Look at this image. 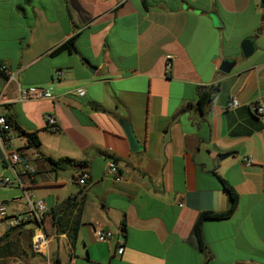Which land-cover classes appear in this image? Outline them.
I'll use <instances>...</instances> for the list:
<instances>
[{
    "label": "crops",
    "instance_id": "obj_1",
    "mask_svg": "<svg viewBox=\"0 0 264 264\" xmlns=\"http://www.w3.org/2000/svg\"><path fill=\"white\" fill-rule=\"evenodd\" d=\"M261 9L256 0H0V64L20 86L52 93L18 101L10 86L1 96L0 113L39 141L29 145L22 135L14 146L35 171L12 185L24 198L2 202L11 203L9 213L24 212L26 196L44 202L49 264H264V115L246 108L264 98V40L256 47L255 35L234 33L245 12L255 17L247 18L251 29L264 33ZM71 36L73 50L50 54ZM247 36L253 50L244 57L238 42ZM165 54L172 56L168 72ZM223 59L234 61L228 73L219 70ZM197 87L211 92L201 111ZM231 98L239 105L225 108ZM16 133L8 141L22 137ZM46 157L74 163L56 168ZM108 160L120 181L106 172ZM80 172L88 176L83 189L74 180ZM219 178L236 192V207L227 218L202 222L200 249L198 213L229 203ZM71 198L79 207L66 205ZM59 210L62 231L52 217ZM94 222L111 233L107 241L95 239ZM32 227L7 235L19 255L0 264L44 262L28 248L24 232Z\"/></svg>",
    "mask_w": 264,
    "mask_h": 264
},
{
    "label": "built area",
    "instance_id": "obj_2",
    "mask_svg": "<svg viewBox=\"0 0 264 264\" xmlns=\"http://www.w3.org/2000/svg\"><path fill=\"white\" fill-rule=\"evenodd\" d=\"M171 55L165 54L164 56V71L168 72L171 66ZM60 75V72L55 76ZM0 77L2 83L0 84V103L3 92L10 86L15 91V100L24 101L39 98H51L52 93L48 88H42L39 86H20L16 73L5 65L0 64ZM76 93L82 95L84 90L77 88ZM239 105V102L235 98H231L225 104V108L232 109ZM250 112L255 116L264 115V98H258L252 102L246 104ZM45 122L50 130H55L54 119L51 115L45 114ZM12 133V127L5 120L4 114L0 113V150H1V162L3 165H7L13 171L14 176L0 175V187L12 186L13 184L22 185L20 182V176L31 177L34 174V168L28 161L27 156L19 149H6L9 146V135ZM244 163H251L250 158H243ZM106 172L112 176L114 181H120L121 176L118 173L115 164L108 160L106 162ZM74 180L81 185L88 181V176L85 172H80L75 175ZM26 210L24 212L9 213L6 210L5 204L0 201V225L5 229L16 228L25 224H33L32 232L29 238L30 250L44 258L45 264H49V236L44 229L42 218L46 211V206L42 200L32 199L26 196ZM92 232L95 239L98 241H107L111 233L102 228L99 223L94 222L92 226ZM121 247L116 249V253H121Z\"/></svg>",
    "mask_w": 264,
    "mask_h": 264
},
{
    "label": "trees",
    "instance_id": "obj_3",
    "mask_svg": "<svg viewBox=\"0 0 264 264\" xmlns=\"http://www.w3.org/2000/svg\"><path fill=\"white\" fill-rule=\"evenodd\" d=\"M74 36L69 37L68 39H66L65 41H63L62 43L58 44L56 47H54L51 51L50 54L51 55H55L59 52L62 51H67L70 52L71 50H73L74 48ZM211 98V92L209 90V88L206 87H197V98H196V107L201 111L203 109V107L208 103V101ZM247 110L250 112L249 108L246 106ZM251 113V112H250ZM252 114V113H251ZM253 115V114H252ZM5 116V120L8 124L11 125L12 127V133H14V129L18 130V133H16L15 135H24L25 139L27 141V143L29 145H33L36 146L38 145V138L35 134L34 131L31 132H25L22 129H20L15 123L14 121L10 118V116L8 115H4ZM254 116V115H253ZM46 159L48 161H50L51 164L55 165L56 168H60L65 166L66 164H69L70 162L72 163L73 161L70 160L69 158H57L55 160L46 157ZM74 163V162H73ZM80 165V164H77ZM221 185L223 187V189L225 190V192L227 193L228 199H229V203L228 206L225 210L220 211V212H214V211H210V210H204L198 213L197 217L195 218V221L193 223V234L195 237V240L197 242V246L198 248L202 249L205 247V243L203 240V236H202V229H201V225L202 222L204 220L207 219H224L227 218L231 215V213L234 211L235 207H236V203H237V194L236 192L233 190V188L223 179L219 178ZM87 182L83 185H81V189L85 188ZM71 205L73 203H75L74 198H71V200H67L66 201V205L70 204ZM79 203H75L74 205L79 207ZM59 210L58 213H54L52 215L53 217V221L56 227L57 231H62L67 229L66 227V221H65V214L64 213H60ZM21 226L16 227V228H11L8 230H5V232L0 236V259L10 256V255H19V251L17 247H14L12 242L7 240L6 237L7 235L14 230H18V232L20 231ZM74 227L70 228L73 230ZM31 230H27L26 232H24L26 238H28V246H29V236H30ZM30 249V247H29ZM204 264V263H203Z\"/></svg>",
    "mask_w": 264,
    "mask_h": 264
},
{
    "label": "rangeland",
    "instance_id": "obj_4",
    "mask_svg": "<svg viewBox=\"0 0 264 264\" xmlns=\"http://www.w3.org/2000/svg\"><path fill=\"white\" fill-rule=\"evenodd\" d=\"M261 1L264 2V0H256V4L258 7H259V4ZM261 14H262L261 15L262 19L264 20V8L261 9ZM242 18H245V20H243V22L241 24L242 26H240L239 28H235L234 33L236 35H239L241 33H246L247 35H249L251 33L250 35H255L256 39L254 40V44L256 45V47L260 46V43L264 40V33H262L261 35H258V31H259L258 28L256 30L251 29L253 27V22L247 20V18H255V17L248 16V14L245 12ZM263 24H264V22H263ZM244 38H248V36L244 37ZM239 42H240V40H239ZM239 42H238V45H239ZM16 136H18V135H16ZM22 139H23V136L19 137V138L14 137V136L11 137L9 140V146L6 147V149H13L15 145H17L18 143H20L22 141ZM0 175L12 177L10 167H8L7 165L4 166L1 161H0ZM25 193L28 195V190H25ZM16 197L24 198L22 191L19 187H17V186L0 187V201L9 202L11 199L16 198ZM35 197H37V196H35ZM6 204L8 207V205L11 203H6ZM1 230H2V226L0 225V233H1ZM29 250H27V253L33 254ZM15 261H16L15 259L9 258L6 260V264H16ZM21 262L23 263V258H22ZM41 264H45V263L42 262Z\"/></svg>",
    "mask_w": 264,
    "mask_h": 264
},
{
    "label": "water",
    "instance_id": "obj_5",
    "mask_svg": "<svg viewBox=\"0 0 264 264\" xmlns=\"http://www.w3.org/2000/svg\"><path fill=\"white\" fill-rule=\"evenodd\" d=\"M259 7L264 8V2L263 1L260 2ZM209 16L211 18L213 25H219V21L217 20V17L213 13H210ZM239 48H240L241 54L244 57L249 56L253 50L252 40L250 38H243L239 42ZM233 64H234L233 60L223 59L220 62L219 70L223 73H228L229 70L231 69V67L233 66ZM120 124L123 128V131H124L128 141H129L131 150L132 151L138 150L140 148V144H139L138 140L135 138V136L133 135V132L131 131V128L129 127L128 123L125 121H120ZM14 130H15V132L18 131L17 129H14ZM225 156H226L225 153L219 154L218 158H222Z\"/></svg>",
    "mask_w": 264,
    "mask_h": 264
}]
</instances>
